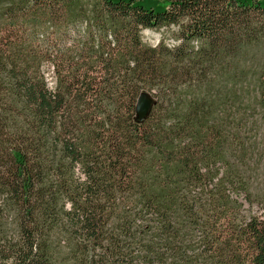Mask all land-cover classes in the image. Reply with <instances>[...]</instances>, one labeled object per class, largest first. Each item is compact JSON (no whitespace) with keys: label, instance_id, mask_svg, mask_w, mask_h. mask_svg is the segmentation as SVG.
<instances>
[{"label":"trees","instance_id":"trees-1","mask_svg":"<svg viewBox=\"0 0 264 264\" xmlns=\"http://www.w3.org/2000/svg\"><path fill=\"white\" fill-rule=\"evenodd\" d=\"M0 264H264V0H0Z\"/></svg>","mask_w":264,"mask_h":264},{"label":"rangeland","instance_id":"rangeland-1","mask_svg":"<svg viewBox=\"0 0 264 264\" xmlns=\"http://www.w3.org/2000/svg\"><path fill=\"white\" fill-rule=\"evenodd\" d=\"M174 30H146L143 32V39L147 45L156 46L160 42H165L168 46L173 47L178 44L173 36Z\"/></svg>","mask_w":264,"mask_h":264},{"label":"water","instance_id":"water-1","mask_svg":"<svg viewBox=\"0 0 264 264\" xmlns=\"http://www.w3.org/2000/svg\"><path fill=\"white\" fill-rule=\"evenodd\" d=\"M154 103V100L149 95L142 94L140 96L136 109L138 122H143L149 116Z\"/></svg>","mask_w":264,"mask_h":264}]
</instances>
